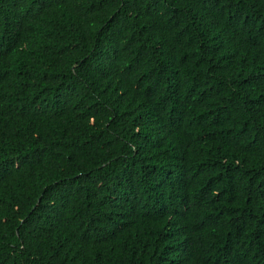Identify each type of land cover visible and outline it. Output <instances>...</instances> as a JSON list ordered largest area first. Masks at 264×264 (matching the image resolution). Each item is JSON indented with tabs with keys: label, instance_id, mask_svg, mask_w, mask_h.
I'll list each match as a JSON object with an SVG mask.
<instances>
[{
	"label": "trees",
	"instance_id": "obj_1",
	"mask_svg": "<svg viewBox=\"0 0 264 264\" xmlns=\"http://www.w3.org/2000/svg\"><path fill=\"white\" fill-rule=\"evenodd\" d=\"M0 264H264V0H0Z\"/></svg>",
	"mask_w": 264,
	"mask_h": 264
}]
</instances>
